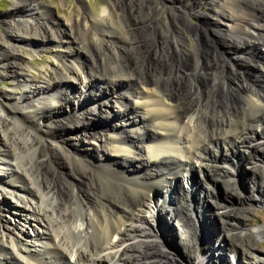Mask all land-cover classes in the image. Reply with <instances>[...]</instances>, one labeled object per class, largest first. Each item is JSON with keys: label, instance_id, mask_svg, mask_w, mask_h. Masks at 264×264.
I'll return each mask as SVG.
<instances>
[{"label": "bare ground", "instance_id": "6f19581e", "mask_svg": "<svg viewBox=\"0 0 264 264\" xmlns=\"http://www.w3.org/2000/svg\"><path fill=\"white\" fill-rule=\"evenodd\" d=\"M176 1L182 6L148 0L127 14L122 0H113L107 6L115 20H97V29L109 40L92 48L86 16L78 32L70 18L58 23L63 27L59 40L53 27L59 21L50 17L49 6L13 0L11 13L20 14L16 26H10L16 34L8 29L9 38L0 36V62L19 89L14 97L0 99V171L8 172L0 174V264H182L175 248L159 238L166 227L160 218L167 214L174 234L194 248L196 226L207 218L191 200L203 202V196L213 205L224 235L210 242V250L205 244V254L192 263L213 264L211 256L221 262L226 246L235 260V253L239 257L242 252L247 260L262 256L254 261L264 264L256 247L264 240V226L237 227V217L251 214V208L222 205L209 182L204 194L194 179L208 171L213 181L236 191L240 168L216 156H229L233 164L243 144L250 149L243 150L251 154L248 168L262 176L258 185L264 190V167L253 152L264 151V51L255 48L264 43V0H208L213 8L201 13L208 25L204 33L187 21L191 0ZM163 8L171 18L157 26L156 14ZM134 23L150 32L145 47L156 65L143 61L134 46L139 40L127 35V26ZM223 24L226 32L217 29ZM112 40L114 48L108 44ZM61 42L86 57L82 98L75 95L80 68L70 53L42 79L32 63L21 60L22 44L38 50ZM240 45L255 50V59L239 55ZM244 61L255 70H241ZM160 62L168 67H159ZM111 82L119 91L110 88L105 97L119 104L116 111L97 87ZM51 94L57 105L50 102ZM91 97L103 117L93 112ZM38 128L48 129L50 136L40 137ZM84 131L89 133L86 143ZM69 133L72 142L65 140ZM50 154L61 159L55 170L48 163ZM17 213L30 228L28 234L15 222Z\"/></svg>", "mask_w": 264, "mask_h": 264}, {"label": "rangeland", "instance_id": "374dc122", "mask_svg": "<svg viewBox=\"0 0 264 264\" xmlns=\"http://www.w3.org/2000/svg\"><path fill=\"white\" fill-rule=\"evenodd\" d=\"M39 1L40 2L42 1L44 7L49 6L50 7L49 8L50 17H53L54 20L57 19L59 21V22L53 23V27H55V29H57V31L59 32V36H60L59 40L63 39L62 38L63 37V32H62L63 27L61 24L58 25V23L66 22L70 18L71 22L73 24L72 25L73 28L75 30L77 29L76 31L78 32L81 29L80 27H82V25L85 24L84 22L81 21V17L83 15L86 16V27H87L86 35L88 37L87 41L90 44L92 43L91 44L92 48H94L98 44L100 45L103 42L104 38L109 40V37H105V36H107L105 34V32L103 34L100 31V29H97V26L99 24L97 20L99 18L105 19V22H113V19L115 20L114 16H116V14L114 13V15H112V17H111V15L109 14L110 8L107 6V4H109V3L112 4L113 0H39ZM147 1L148 0H122V3L120 4V6H125L123 8L128 14V12L136 11L138 6L142 7L141 5H143V3L147 2ZM161 2L164 5H168L171 7L174 5H175V7L176 6L179 7L181 5V4H179L180 2H178L176 0H161ZM130 4L133 6H131ZM186 6L188 7V12H189V18L187 20L188 23L193 24L196 27L198 26L199 31H201V33L203 31H205L204 29L206 27H208V25H207L206 21L204 19H202L201 13L202 12H205V13L210 12L211 8H213L212 3L211 2L209 3L208 0H201V1L191 0L190 4H188ZM13 7H14L13 0H0V36L1 37L9 38L10 35L8 36V34H7L8 29L11 30L12 32H14L10 26L11 25H14V27L16 26V24L13 21L16 18H18V15H20V14L17 13L18 15H15V14L13 15L11 13V11H13ZM131 8H134V10ZM217 9H219V8H217ZM45 10L46 9H44V11ZM161 11L162 12H158L156 14L158 17H160L159 18L160 20H158V22L156 21L157 26L163 25L164 23L170 21V18H171L170 15L167 13L168 12L167 8H163ZM143 13H145V12L143 11ZM221 26L222 27H218L217 29L220 28L219 30H221V32H226V30L228 29L227 28L228 26L225 24H223ZM78 27H79V29H78ZM140 27H141V29H140ZM142 27H143L142 24H135V23H134V25L132 24L130 26H127V29L129 32V33L127 32V35L134 37L137 40H139V42H136L134 46H137V49H139V51H141L139 55L142 57L143 61H145L149 65H152V63H154V62L150 59L149 55L147 54V46L145 47L146 36H147L149 31L146 30L144 27L143 28ZM209 27H210V29L213 28L210 25H209ZM127 29H126V31H127ZM229 29H231V28L229 27ZM130 30H132V31H130ZM155 31L157 34L158 33L157 29H155ZM15 34L16 33L14 32V35ZM196 42H197L196 40H193L190 43V46L192 48H195ZM63 43L64 42H61L58 46H56L58 44L57 43L56 45L50 46V48H47L44 46L43 49L40 48L38 50H35V48L33 46H28V44H24V45L22 44L20 46V48L22 49L21 55H24L25 57L22 58L21 60L22 61L24 60V62L27 64L32 63L35 66L33 73L36 74L38 76V78H41V77H47L48 78L49 74H51L52 72H55V69L57 66L63 65V62H62V61H64L63 54L64 53H70L69 55L72 57L71 59L74 60L78 64L77 67L80 68L78 79L74 80L75 85H76L75 86V95L79 98H82L83 94H82L81 89L83 88V86H85L87 84L86 83L87 80H85L84 73H83V71L86 70L85 69L86 57L84 54H81V55L78 54L79 56H76L75 55L76 51L71 49V47L70 48L66 47V44L65 43L63 44ZM114 43L118 44L117 42H115V40H114ZM108 44L110 46H113V48H114L113 40L109 41ZM248 46L252 47L253 44H249ZM245 47L246 46L240 45L238 47V49H240L238 54L241 56H245V58L249 57V58L255 59V56L253 53V52H255V50L252 51L251 50L252 48L248 49L247 47H246L247 48V50H246ZM255 48H256V51L258 53L261 50L264 51V43L261 42L260 44H257ZM229 52L231 54H233L232 51H229ZM263 64H264V62H263ZM159 67L162 68V67H168V66L164 65L163 63L160 62ZM239 67L241 68V70H245L247 67L249 72H252L253 70H255V68H248V62H245V61L243 63H241L239 65ZM4 69L5 68L3 67V63L0 62V99H3L2 95H6V96L9 95V96L14 97V95H16L15 93L19 92L16 81L14 80V77H12L11 74H8L6 72L7 70H4ZM20 79L23 83L25 82V81H23L25 79L24 77L21 76ZM97 87L102 94L101 99L103 101H105L106 103L110 102V100L105 97V92L108 89L111 88L114 92L119 91V89L116 86H114L112 84V82L110 84L103 85V86L97 85ZM52 94H54V93H52ZM52 94H51L50 102L55 103V105H57V103L52 99V98H54V96ZM90 103H91L90 105L93 108L92 110L95 113V115H97V117L98 116L101 117L103 114L99 113V105H98L97 100L94 97H91ZM109 104L112 106V108L114 107L115 111H116V109L120 108V107H117V106H119V104H117L114 99L111 100V103H109ZM81 110L85 111L83 107L81 108ZM122 110H119V111H122ZM107 120L108 119L106 118L105 123L108 122ZM108 123L110 124L111 121H109ZM36 127H38V126L36 125ZM38 132L41 135L40 137H42V138L45 136H47V137L50 136V133H51L48 129H43L42 131L39 129ZM104 133H107V131H105ZM109 133H111V132H109ZM81 135H82L81 140L83 141V143L84 142L86 143L87 139H88L87 137L89 136V133L84 131V132H82ZM73 137L74 136H71L69 133L65 136V140L72 142ZM52 143L54 144L56 142L52 141ZM63 145L65 146V143H63ZM242 146L244 147L243 144H242ZM243 147H241V152L237 151L238 154H237V152H234L235 156H233L232 158L235 161V163H233V164L228 163L227 158L229 156H227L225 158L224 154H219V153H217V156H216L219 161L226 163V165H228V167L240 168V171H237V174L235 177V182H236L235 186L237 187V189H235V190L237 192H239L241 194V196H239L240 194L238 195V193L236 191H234L233 188H230V186L228 187V185L225 184L223 181H220V180L219 181H213L212 176L209 174L208 171H207V175L202 174V176L200 175L201 173L199 171L197 174H194V179L198 181L197 190L199 192L200 191L205 192L204 194H208L207 189L205 188L204 185H206L207 182H209L210 183L209 185L212 186V188H213L212 190L215 193V198H216L215 200L218 202H221L222 205H225V206L229 207L230 209L235 208V207L238 208L240 206L241 207L242 206H249L251 208V214L249 213L246 217H237V227L239 226V228H244V227H250L251 228V227H255V226H264V198H262V197H264V190L261 189L258 185V184L262 183L260 181L263 178L261 175L256 174V173L253 175V173L251 172L252 170L248 168L247 157L250 156L251 154L249 155L248 152L245 153L243 150L248 151L250 149H245L246 147H244V148ZM211 148L214 149L215 147L213 146ZM222 149L223 148H220V152ZM223 152H224V150H223ZM253 152L256 154V156H257L256 158L260 159V163L262 164V167H264V151L262 149L259 150V149L255 148L253 150ZM227 154H228V152H227ZM49 156H48V163L50 164V167L53 170H55L57 165L60 164L61 159L58 157H53L52 154H50ZM221 157H223V158H221ZM207 161H209V160H207ZM211 163H213V161H211ZM238 168H237V170H238ZM0 174L1 175H4V174L8 175V172L0 171ZM194 186L196 188V185H194ZM202 195H203V193H202ZM207 197L208 196H206V198L204 199V196H203V200H204L203 202H201V200L199 201L198 198H196L194 200V197L191 200L192 202L190 201L195 209H197V210L200 209L202 211L203 215H205V213H206V218H207L204 220L202 219L201 224L196 226V228H197L196 232H195L196 237L194 236L195 240L193 241L194 242V248H192L193 244H191L187 241V238H184V239L179 238V236H176L174 234L175 228H173L172 221L169 219L170 217L167 214L164 213L160 218L166 227H164V231H162V235H164V238L162 237V235L159 238L167 239L165 241L162 240V242L164 241V243L170 249L173 247L175 248V250L172 249V251L175 252V255L177 256L178 260L181 261L182 264H186V263H184L185 260H188L191 263L195 262V260L197 261L198 255H201V253L205 254V251H202V250H204L202 248L206 247L205 244L208 247L210 242H212L216 237H218L220 235L221 236L224 235V230L222 229L220 219H218L216 217V215L214 214L215 213L214 207L210 203L209 199H207ZM175 198H174V200H175ZM10 201H13V200L11 198H7V200H6L7 204L12 205L10 203ZM13 204H15V203H13ZM12 207H14V206H12ZM13 216L16 219L15 222H17V224L26 232V234H28L30 232L29 231L30 228H28V226L24 223L23 216H21V214H19V213L14 214ZM233 219L236 220L235 217H233ZM152 223H154L153 228H156L155 222H152ZM165 228H166V230H165ZM175 236H176V238H175ZM174 240H176V242H177L176 245H173ZM221 240H222V238H221ZM189 244H191V246ZM228 247H229V245H228ZM256 247L258 248V255L264 254V240H260L258 243H256ZM208 249H209V247H208ZM223 250L225 252V254H224L225 259H223V260L221 259V262H220V260L215 261L211 256L210 260H211V262H213V264H263L260 260L254 261L255 260L254 258L261 259L262 256H254L252 259L247 260L245 257H243V254L241 252L239 257H238V254L235 253V256H236V260H235V259L231 258L232 252H231V255L226 254L227 253L226 246L223 248ZM206 253H208V255H213L214 251L207 252V249H206ZM189 258H190V260H189ZM237 259H238V261H237Z\"/></svg>", "mask_w": 264, "mask_h": 264}]
</instances>
